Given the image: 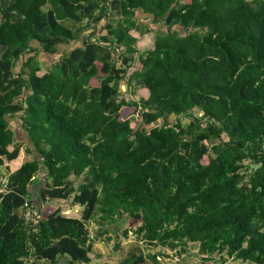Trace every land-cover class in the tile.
Here are the masks:
<instances>
[{"label": "trees", "instance_id": "1", "mask_svg": "<svg viewBox=\"0 0 264 264\" xmlns=\"http://www.w3.org/2000/svg\"><path fill=\"white\" fill-rule=\"evenodd\" d=\"M3 169L0 264H264V0H0Z\"/></svg>", "mask_w": 264, "mask_h": 264}, {"label": "rangeland", "instance_id": "2", "mask_svg": "<svg viewBox=\"0 0 264 264\" xmlns=\"http://www.w3.org/2000/svg\"><path fill=\"white\" fill-rule=\"evenodd\" d=\"M179 2L185 3L186 0H179ZM108 6H110V5H108ZM114 14L112 12H110L109 17H114L113 16ZM147 23H149V21L147 19H145V20L143 19L142 21H140L141 29H140V32L138 31L139 39L142 37V39L139 41V45L141 47L139 49L140 51H144V50L150 48L152 38L155 35L154 31L156 30V27L159 26V25H154V24L150 23L151 24L150 27L152 29H155V30L151 33H147V32H145ZM114 43L112 44V46H118L117 44H114ZM133 48L135 49V45L133 46ZM115 51H117V50H115ZM134 84L135 83H132V87H128L127 90L125 88H123L122 91L127 92L124 94H128V95L131 94V91L135 90V88H137V86H135L133 88ZM23 138L21 136L19 138V141H26ZM16 166H18V163H16ZM7 176H8V173L3 169L1 171L0 177H2V178L5 177V180H6ZM5 180H4V182H6ZM71 180L75 181V178L72 177ZM48 202H49L48 205L44 204V207L42 208L43 215H45L47 212L52 210L53 207L62 206V205L67 206L69 204V203L64 202V201L63 202L58 201V203H56V201H53V199H50V201H48ZM66 210L67 209L64 208L63 211L66 212ZM21 211L26 213L25 209H22ZM92 221L87 224V227L90 231V235L92 237H94L98 226H97V224H95V221H93V222ZM120 223H121V225H120ZM112 226H115L112 228V230L118 231V234H119L118 238H119V241L121 243L120 249L115 251V249H114V246L116 244L115 233L112 231H109V234L104 235V237L101 239V240H103V242H101L99 240H97V242L95 241L94 252L92 254V259L94 262L98 261V262H109L110 264H121L120 261H122L124 256L127 254V249H129L130 247L137 248L138 250H140V251H136V254H139V255L142 254V256L145 258V264H149V260L147 259V255H153V254L159 255V259H161V254H162L164 256L165 262H168V264L172 263V260H174L176 258L175 257L176 255H174L176 253L175 252L176 249L171 245H168L165 247V246H158L155 244L149 246L148 244H145V243H136L134 235L130 234L131 232L128 235V238H127L128 240L125 241L121 235V232L125 228L131 229V228L136 226V223L133 222L132 220H126L123 223L121 220V221H118L116 224L112 223ZM106 236H109L111 238V240L109 242L106 241V239H105ZM225 260L226 261L223 264H235L231 258L225 257ZM181 262H182L181 264H204V260L201 259L196 254V246H194V245L189 246L188 254H186L184 257L181 258ZM172 264H175V263H172ZM208 264H221V262L219 260H217L215 262L214 261L209 262Z\"/></svg>", "mask_w": 264, "mask_h": 264}, {"label": "crops", "instance_id": "3", "mask_svg": "<svg viewBox=\"0 0 264 264\" xmlns=\"http://www.w3.org/2000/svg\"><path fill=\"white\" fill-rule=\"evenodd\" d=\"M8 166H9V171H10V172L15 171V170L17 169V167H18V166H16V163H15V164H14V163L9 164ZM9 171H6V172L8 173ZM10 172H9V173H10ZM4 174H5V173H4ZM4 180H5V177H4V178L0 177V186L3 185ZM5 181H6V180H5Z\"/></svg>", "mask_w": 264, "mask_h": 264}, {"label": "built area", "instance_id": "4", "mask_svg": "<svg viewBox=\"0 0 264 264\" xmlns=\"http://www.w3.org/2000/svg\"><path fill=\"white\" fill-rule=\"evenodd\" d=\"M5 183H3V185H4ZM1 190V189H0ZM25 208L27 209V212H30V209L28 208V206L27 205H25Z\"/></svg>", "mask_w": 264, "mask_h": 264}, {"label": "water", "instance_id": "5", "mask_svg": "<svg viewBox=\"0 0 264 264\" xmlns=\"http://www.w3.org/2000/svg\"><path fill=\"white\" fill-rule=\"evenodd\" d=\"M40 66H42V64L40 63Z\"/></svg>", "mask_w": 264, "mask_h": 264}, {"label": "clouds", "instance_id": "6", "mask_svg": "<svg viewBox=\"0 0 264 264\" xmlns=\"http://www.w3.org/2000/svg\"><path fill=\"white\" fill-rule=\"evenodd\" d=\"M5 183V182H4Z\"/></svg>", "mask_w": 264, "mask_h": 264}]
</instances>
